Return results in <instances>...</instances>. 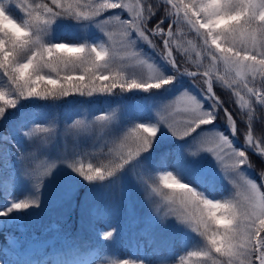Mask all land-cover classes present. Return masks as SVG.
<instances>
[{
  "label": "snow or ice",
  "instance_id": "snow-or-ice-1",
  "mask_svg": "<svg viewBox=\"0 0 264 264\" xmlns=\"http://www.w3.org/2000/svg\"><path fill=\"white\" fill-rule=\"evenodd\" d=\"M113 22L120 27L125 52L119 60L112 51V33L107 31ZM64 24L79 36L53 39V25L59 31ZM91 27L98 30V38L89 37ZM188 33L194 34L195 41L181 39ZM157 39L162 47L155 43ZM141 45L165 61L172 74L165 75L153 56H145ZM189 51L195 52L197 71H182L174 54L187 57ZM180 75L190 78L198 93L184 89L168 103L157 104L152 118L134 113L126 104L107 106L96 117L100 127L97 142L104 156L97 163L84 162L91 153L65 150L38 172L36 164L42 158L51 160L45 146L56 140L58 130L54 122L45 126L38 113H22L7 130L0 131V178L5 189L0 217L5 223L26 220L39 209L45 181L58 165L87 182L91 186L88 195L95 197L114 189L125 197V179L130 173L145 192L146 204L153 196L160 198L143 230L149 239L153 237L150 229L171 221L177 229L187 228L198 238L196 246L180 255L175 264H264V129L260 136L253 131L254 105L264 107V0H0V122L8 120L9 110L19 111L25 104L40 109L67 97L123 98L126 93H150L173 85ZM217 81L233 93L241 113L247 116L242 131L217 95ZM217 120L226 122L228 134L217 129ZM87 128L74 121L66 131L78 134ZM162 128L185 142L184 155L177 157L175 169L150 160ZM205 128L214 135H204ZM41 133L35 150H21L24 146L16 141L17 134L28 145ZM234 138H242V143L237 146ZM202 153L211 155L214 168L203 162ZM253 155L262 162L260 184L246 175L255 169ZM29 160L32 167L25 166ZM149 163L159 171H149ZM141 167L144 172L136 175ZM187 176H195L199 183ZM218 176L233 185V194L217 199L201 190V184L213 187ZM17 179L28 188L9 191ZM98 212L111 229L98 234L110 241L116 233L110 217L118 210L104 207ZM104 259L100 252L93 254L69 244L56 260H3L0 264H104ZM111 264H144V260L130 255Z\"/></svg>",
  "mask_w": 264,
  "mask_h": 264
},
{
  "label": "trees",
  "instance_id": "trees-1",
  "mask_svg": "<svg viewBox=\"0 0 264 264\" xmlns=\"http://www.w3.org/2000/svg\"><path fill=\"white\" fill-rule=\"evenodd\" d=\"M159 0H153V3H158ZM155 19L152 24L155 23ZM152 24L149 25L152 26ZM81 31L87 32V29H82ZM187 32V29H184ZM53 39H76L79 33L73 29L70 25L64 24L57 30L56 25H53L52 30ZM89 37L91 39H96L99 37V32L96 29H89ZM189 41H195V36L193 33H188L185 38ZM155 43L160 45V41L157 39ZM141 50L145 53L146 57L153 56L160 66L161 71L165 75L172 74L170 66L166 64L165 61L161 60L152 49H149L147 45H141ZM185 48H190V45L184 44ZM151 51V52H149ZM177 56L178 63L181 65V69L187 68L188 70H197L195 66L196 56L195 52L189 51L186 57L180 52H174ZM190 57V59H189ZM207 63V61H204ZM203 69H201L202 71ZM221 69V73H222ZM200 78H197L199 82ZM2 86V85H0ZM174 86L173 92L171 94L180 93L184 89H190L192 92H197L198 90L195 86L192 87V81L190 78L180 75L177 77L176 82L172 85ZM214 88L217 95L220 96L222 100L225 101V107H227L235 116L238 122V129L241 131L245 128V121L247 116L242 114L239 107L236 104V97L233 93L228 90L222 83H214ZM144 92L126 93L123 98L121 97H107L96 96H74L67 97L64 101L58 102L55 106H45L38 109L39 105L25 104L24 107L20 108L19 111L16 109L9 110L10 115L8 120L0 122V131L7 130L10 123L18 120L22 113L34 112L39 114V119L45 126H48V122H54L56 125L67 124L68 122L79 118L85 114H102L107 106H120L121 104H131L132 111L138 115L145 118H152L151 111L140 106L135 109L136 102L141 100ZM243 95V93H241ZM248 97L245 96V100ZM43 105V102H41ZM116 107V108H117ZM254 115L256 119L253 122L254 135L260 136L261 130L264 129V107L259 105H254ZM142 122V121H138ZM217 129L219 131H225L227 124L224 120H217ZM213 133L210 128H205L204 134ZM225 134H228L225 131ZM242 143V138H238ZM16 141L24 146L21 148L22 151H33L35 146L40 143V137H37L34 144L30 143L25 145L24 139L17 134ZM48 149V157L56 158L57 154L63 151V144L60 140H55L50 145H46ZM180 153L176 141L172 140L166 144H160L157 147H153V153L150 160L159 166L162 161L166 167H172L175 169V163L177 157L182 156ZM252 160L255 163V169H249L246 175L249 178L254 179L257 184L261 183L259 176L260 164L262 163L258 157L252 156ZM152 163V167H153ZM26 164H31V161H26ZM155 173L159 169H153ZM186 175V174H184ZM188 179L199 183L195 176H187ZM20 187L21 191L28 188V185L19 183V180L13 182L9 187V191ZM201 190L206 191L211 194L214 198L228 197L234 193V187L231 183L224 179H216L215 185L209 187L207 185L201 184ZM5 189L3 187L2 178H0V202L4 195ZM113 192H119L118 189H114ZM74 202L68 208L65 214H59L60 203H55L51 205L44 213L45 215L37 220L35 219H21V220H9L5 223V218L0 217V261L3 260H56L61 258L62 253L68 250L69 244H74L75 246L88 251L100 252L103 256L104 264H111L112 261L116 259L129 258L132 255L134 258H139L144 260V264H149L152 261L153 264H175V261L179 259L180 255H186L187 250H192L196 246L197 237L190 230L177 229L176 231H170L165 227H157L155 229H150L153 233L152 239H149L143 232L147 227L141 221H133L132 215L129 213V209L126 206H122L119 202L123 198H109L108 195L104 196L107 202V207L112 209H117L118 214L110 217L111 226L116 229L115 237L110 241H103L101 236L98 234L100 230L108 231L110 228L105 226V218L99 216L94 218L93 222L82 229L80 221V212L78 209L79 195L78 190L75 192ZM131 204L134 209H139L143 207L144 199L140 197L134 198ZM37 220V221H35ZM58 228L59 234L62 235L61 240L57 242L58 247L53 251L40 250L36 252H31L29 254L21 253L19 249V242L25 238L27 235L34 236L36 233L43 229L48 228ZM78 229L77 231H74ZM103 249V251H101ZM19 252L20 255L17 256L16 253ZM171 258V259H170ZM175 258V259H174Z\"/></svg>",
  "mask_w": 264,
  "mask_h": 264
},
{
  "label": "rangeland",
  "instance_id": "rangeland-1",
  "mask_svg": "<svg viewBox=\"0 0 264 264\" xmlns=\"http://www.w3.org/2000/svg\"><path fill=\"white\" fill-rule=\"evenodd\" d=\"M129 2L134 3L135 0H129ZM164 27L167 28V24H165ZM91 28L95 29L94 27ZM107 31L112 33V39L110 41L112 45V51L114 55L117 57V60H119L120 57L125 55V52L121 46L120 27L116 22H113V24L107 28ZM193 86L194 85H192V87ZM173 90H174V86L168 85L160 90H153V92L146 93L142 95L141 100L139 102H136L135 109H138L140 106H143V108H146L147 110L151 111L152 114H155L157 111L155 106L157 104H161V103L166 104L168 103V101L174 99L175 96L179 94V93H176L174 95L171 94ZM128 106L129 109L132 110L131 104H128ZM110 107L116 108L117 106H110ZM107 110L108 108H106L104 112H106ZM99 115L101 114H97V115L85 114L79 118H76L68 122L67 124H62L60 126L54 123L56 129L58 130L56 140H60L63 144V151L61 152H64L65 150L71 151L75 149L78 151H86L88 153H91L92 155L87 159H85L84 161L85 163L89 162V160L93 163H97L100 160H104V156L102 155L101 152L100 143L97 142V138L100 135V127H99V122H96V117ZM161 115H165V113H161ZM74 121H80L83 124L88 125V128L85 131L79 132L78 134H74L73 132H67L66 131L67 127L69 125H72ZM161 132L162 135L159 137L158 143L154 144L153 147H157L160 144H166L167 142L174 140L176 141L180 153L184 155L182 146L185 142L177 141L164 128L161 129ZM204 135H214V133H208ZM41 136H43L42 133L38 135V137ZM103 151L106 152L107 149L105 148L103 149ZM144 156L148 157L149 154L145 153ZM201 156L204 158L203 162L206 163L208 167L210 168L215 167V161L212 159L210 154L202 153ZM54 161L55 158H52V160H46L45 158H42L41 161L38 164H36L37 171L38 172L42 171L45 168L46 163L54 162ZM145 162L148 163V161ZM26 166L32 167L33 161H31V164H26ZM176 166H177V161L175 163V168ZM151 167H152V163H149V171L155 174L153 168ZM143 172H144V168L142 167L136 169V175H140ZM182 174L184 175L185 173ZM217 179H221V178L218 176ZM80 181L81 178L78 177L75 173H73L71 169L67 168L64 165H58L57 168L54 170L52 176L45 181V186L43 188L42 206L39 209L35 210L34 212H31L27 218L31 220L37 218V220H39L45 215L44 212L51 205L55 203L61 204L59 208V214L60 215L65 214L68 208L73 204L74 195L76 194L75 192L78 190V195H79L78 209L80 212V221H81L82 229L84 227L89 226L93 222L94 218L102 216L98 212V210L107 207V202L104 196L95 197L94 195L91 196L88 195L91 186L87 185V182H80ZM237 182L240 181L237 180ZM125 183H126V195L125 197H123V200L120 201L119 203L122 206H126L129 209V213H127V215L131 214L133 221H141L144 222L143 224L145 226H148V218L151 214V210L157 206V203L159 202L160 198L158 196H153L152 200L146 204L145 192L139 190L138 186L135 183L134 178L131 177L130 173L128 174V178L125 179ZM107 195L109 198L121 197L120 192L115 193L112 191ZM136 197H140L142 198V200L144 199V204L141 210L139 209L135 210L134 207H132L133 205L131 204V202ZM159 227H165L170 231L177 230V228L174 226V221L167 223V225L161 224ZM179 229L189 230L183 227H180ZM77 230L78 229H75L74 231ZM61 237L62 235L59 234V230L56 227L43 229L40 232L36 233L34 236L27 235L25 238H23L19 242V249L21 253L26 255L31 252H36L40 250H48L51 252L56 247H58L57 242L61 240ZM91 252L93 254L96 253L95 251H91Z\"/></svg>",
  "mask_w": 264,
  "mask_h": 264
},
{
  "label": "water",
  "instance_id": "water-1",
  "mask_svg": "<svg viewBox=\"0 0 264 264\" xmlns=\"http://www.w3.org/2000/svg\"><path fill=\"white\" fill-rule=\"evenodd\" d=\"M234 142H235V144L237 145V146H239L241 143L238 141V139L237 138H234ZM263 191H264V189H262Z\"/></svg>",
  "mask_w": 264,
  "mask_h": 264
}]
</instances>
